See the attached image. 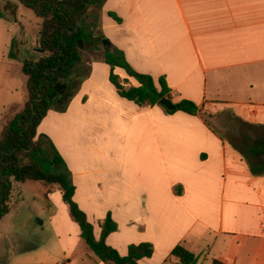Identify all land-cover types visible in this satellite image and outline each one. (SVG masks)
<instances>
[{
  "label": "crops",
  "instance_id": "1",
  "mask_svg": "<svg viewBox=\"0 0 264 264\" xmlns=\"http://www.w3.org/2000/svg\"><path fill=\"white\" fill-rule=\"evenodd\" d=\"M118 3L105 4L122 19L106 25L114 35L111 47L123 51L137 72L155 80L164 76L175 103L191 100L199 110L169 114L159 105H138L119 96L110 65L102 59L89 63L85 79L75 85V111L71 100L65 114L75 113V137H69L75 147L65 145V137L51 140L71 170L74 199L96 239L111 212L118 230L107 243L121 255L131 244H153V256L139 264H178L171 255L177 245L194 252L197 264H264V174L253 175L229 141L244 132L233 115L264 125V0ZM37 41L33 52H40ZM115 73L126 88L139 85L123 68ZM56 112L49 111L39 133L60 117ZM226 114L234 135L222 136L206 121L225 123ZM27 182H13L10 202L18 193L21 201L24 193L32 195ZM54 186L52 198L71 216ZM75 224V234L62 241L64 264H73L83 239ZM91 252L81 264H106Z\"/></svg>",
  "mask_w": 264,
  "mask_h": 264
},
{
  "label": "trees",
  "instance_id": "2",
  "mask_svg": "<svg viewBox=\"0 0 264 264\" xmlns=\"http://www.w3.org/2000/svg\"><path fill=\"white\" fill-rule=\"evenodd\" d=\"M17 1L42 20L37 41L40 52L37 57L22 61V72L27 77V101L3 125L0 135V220L10 212L13 181L57 185L63 192V201L69 206L73 220L81 229V237L101 261L106 264H139L141 259L153 256V244H131L128 254L121 255L107 243V238L118 230L111 212L101 226L100 238L96 239L87 213L74 199L76 187L66 161L49 137L39 133L38 128L50 110H65L69 105L77 89L73 86L72 77L82 63V48L87 46H103L102 60L111 66L109 79L120 97L138 105H159L169 114L182 111L196 115L199 108L187 99L175 103L164 76L155 80L151 75L137 72L123 51L103 44L105 36L97 30L107 0ZM108 14L122 23L115 12L109 11ZM11 56L15 57L13 53ZM116 67L123 68L139 85L126 88L115 73ZM163 98L171 100L175 109L169 110L162 105ZM234 117L244 132L230 136L229 141L245 158L252 174L263 175L264 125ZM24 157L30 160L27 162ZM171 255L179 260L178 264H197L199 261V257L183 245H177ZM213 264L222 263L214 260Z\"/></svg>",
  "mask_w": 264,
  "mask_h": 264
},
{
  "label": "rangeland",
  "instance_id": "3",
  "mask_svg": "<svg viewBox=\"0 0 264 264\" xmlns=\"http://www.w3.org/2000/svg\"><path fill=\"white\" fill-rule=\"evenodd\" d=\"M111 2L112 4H119V0H111ZM106 3L107 1L104 3V9L101 12L102 20L100 23L102 24H98L100 28L97 31L105 36L103 40L110 42L109 35H114L112 29L106 28V25L109 26L111 22L116 20L109 16L108 13L112 9L110 6L105 5ZM0 13L3 15L0 18L1 135L5 122L14 115L16 110L23 108L27 101V77L22 72V61L28 57L35 58L39 55L38 51L33 52V47L35 41L38 40L41 23L38 22L32 10L21 4L19 6L16 0H1ZM19 23L27 28L28 36L26 35L23 38L24 32L22 33V26ZM100 47L87 46L82 48L83 61L76 70V75L72 77L74 87L85 79L84 77L89 72V63L103 58V46ZM11 53L15 57H12ZM71 100L72 102L74 100L72 111H75V94ZM69 105L65 110H56L60 117L53 119L55 120L53 122L50 121L51 123L48 122V125L45 123L44 130L41 132L46 133L50 140L51 137H65L66 140H63V143L75 147V142H72V139L69 138L75 137V113L69 112V115L65 116L69 110ZM228 116L229 114H226V117L224 116L225 123L222 124L214 122L213 125L211 117H207L206 121L222 136H230L234 134L230 131L232 130V123L228 121ZM49 123L52 127L49 126ZM83 130L86 134L88 133L87 125L84 126ZM24 158L27 162L30 160L29 157ZM29 184L33 185L32 195L24 193L25 196L21 201V194H16L13 197L14 204L12 201L10 202V205L13 204L14 206H10V212L0 220V264H42L36 263L37 257L43 258V264H52L58 258H63L61 264H64L67 258L63 254L62 241L66 243L68 241L64 235L75 234L76 222L72 216H67V210H63L59 201H56L55 197L52 198L51 194L56 191V186L46 185L42 182H27V185ZM64 205L66 204L64 203ZM54 213H58V219L53 221L50 216ZM59 235H62L63 238L60 239ZM87 252L91 251L84 239H81L74 257L71 258L73 264H81V260L86 258L84 254Z\"/></svg>",
  "mask_w": 264,
  "mask_h": 264
},
{
  "label": "water",
  "instance_id": "4",
  "mask_svg": "<svg viewBox=\"0 0 264 264\" xmlns=\"http://www.w3.org/2000/svg\"><path fill=\"white\" fill-rule=\"evenodd\" d=\"M85 21H86V19L83 21L82 24H84ZM103 44L106 47H111V43L109 41H107V40H103ZM160 103L162 105L166 106L169 110H174L175 109L174 103L171 100H169L168 98H163Z\"/></svg>",
  "mask_w": 264,
  "mask_h": 264
}]
</instances>
